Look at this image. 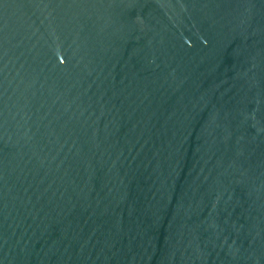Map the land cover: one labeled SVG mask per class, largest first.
<instances>
[{"label": "water", "instance_id": "obj_1", "mask_svg": "<svg viewBox=\"0 0 264 264\" xmlns=\"http://www.w3.org/2000/svg\"><path fill=\"white\" fill-rule=\"evenodd\" d=\"M0 264H264V0H0Z\"/></svg>", "mask_w": 264, "mask_h": 264}]
</instances>
